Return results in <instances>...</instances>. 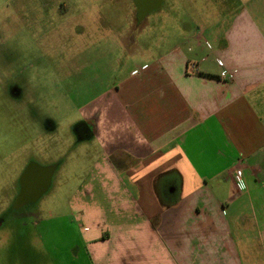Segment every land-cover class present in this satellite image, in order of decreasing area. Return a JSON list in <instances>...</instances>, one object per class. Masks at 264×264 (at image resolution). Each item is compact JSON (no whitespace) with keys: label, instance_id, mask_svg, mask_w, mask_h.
<instances>
[{"label":"crops","instance_id":"obj_1","mask_svg":"<svg viewBox=\"0 0 264 264\" xmlns=\"http://www.w3.org/2000/svg\"><path fill=\"white\" fill-rule=\"evenodd\" d=\"M242 3L205 54V27L157 55L117 35L124 62L83 109L101 152L78 193L104 209L79 234L86 263L264 264V33ZM4 246L0 264L19 256Z\"/></svg>","mask_w":264,"mask_h":264},{"label":"rangeland","instance_id":"obj_2","mask_svg":"<svg viewBox=\"0 0 264 264\" xmlns=\"http://www.w3.org/2000/svg\"><path fill=\"white\" fill-rule=\"evenodd\" d=\"M120 3L0 0V234L5 250L19 255L7 256L6 264H88L79 234L92 228L87 213L104 209L78 193L101 152L83 109L124 62L122 30L133 27L130 38L155 55L159 44L182 45L198 27L207 29L205 54L221 33L219 0H163L141 22ZM241 3L264 33V0ZM208 59L217 67L215 57ZM30 165L51 169L49 183L39 197L16 204Z\"/></svg>","mask_w":264,"mask_h":264},{"label":"flooded vegetation","instance_id":"obj_3","mask_svg":"<svg viewBox=\"0 0 264 264\" xmlns=\"http://www.w3.org/2000/svg\"><path fill=\"white\" fill-rule=\"evenodd\" d=\"M102 2H111V3H120V9L124 12H129V14L134 15L137 22L141 21V19L145 18L150 12L155 9L161 7L163 0H101ZM131 1V2H129ZM158 1L160 2L159 6L157 7ZM221 5V10L225 6L226 0H219ZM211 3V0H210ZM138 18V19H137ZM4 148L0 144V150ZM32 168V169H31ZM37 168V169H36ZM51 171L49 168H43L40 166L30 165L27 167L23 175L21 176L20 181L18 182L20 196L17 203L22 201H26L28 199H35L39 197L43 189L48 185V175L50 178ZM39 183L41 187H38Z\"/></svg>","mask_w":264,"mask_h":264},{"label":"built area","instance_id":"obj_4","mask_svg":"<svg viewBox=\"0 0 264 264\" xmlns=\"http://www.w3.org/2000/svg\"><path fill=\"white\" fill-rule=\"evenodd\" d=\"M217 62L220 64L219 60ZM190 67L192 69H195V65L191 64ZM233 182L238 191H244L245 190V184L243 180V172L241 169H236L233 173Z\"/></svg>","mask_w":264,"mask_h":264},{"label":"water","instance_id":"obj_5","mask_svg":"<svg viewBox=\"0 0 264 264\" xmlns=\"http://www.w3.org/2000/svg\"><path fill=\"white\" fill-rule=\"evenodd\" d=\"M160 2L158 1V4H157V7L159 6ZM32 169V168H31ZM37 169V168H36ZM49 173H51V171H48ZM47 181L49 182V175H48V178H47ZM47 187V186H46ZM45 187V188H46Z\"/></svg>","mask_w":264,"mask_h":264}]
</instances>
